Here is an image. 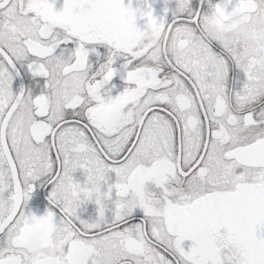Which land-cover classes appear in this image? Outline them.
Returning <instances> with one entry per match:
<instances>
[{"label":"flooded vegetation","instance_id":"obj_1","mask_svg":"<svg viewBox=\"0 0 264 264\" xmlns=\"http://www.w3.org/2000/svg\"><path fill=\"white\" fill-rule=\"evenodd\" d=\"M118 1L0 0V264H248L264 0Z\"/></svg>","mask_w":264,"mask_h":264},{"label":"water","instance_id":"obj_2","mask_svg":"<svg viewBox=\"0 0 264 264\" xmlns=\"http://www.w3.org/2000/svg\"><path fill=\"white\" fill-rule=\"evenodd\" d=\"M131 2H134V9L133 14L131 13V16L127 18V14L120 15V12H123V10L120 7H123L124 10H128L126 4L128 3V0H119L118 1V7L117 8H105L104 12L100 17L96 19L94 17V20L92 19L93 15L89 17V23L88 25L94 26L96 28L102 29L104 33L105 30H116V32H107L106 35L108 36H116L117 34H120L123 30H129L131 28H138L140 25V20L143 19L145 10L142 7V1L140 0H130ZM141 5V6H140ZM71 10H67V13H70ZM59 18L64 20L65 16H62L64 11L60 10L58 11ZM92 13H95L94 11ZM76 18V17H74ZM92 19V20H91ZM75 20V19H74ZM76 25H80L76 22H74ZM64 24L71 26L69 23L65 22ZM260 148L263 149L264 153V139L257 142L256 144L247 147V150L250 152H257L260 150ZM204 201L198 203L197 210H200L203 208ZM258 212H261V216H257L260 220V223L256 226L257 230L251 231L248 234L253 235L256 233L260 238L251 239L250 241L246 240H239L240 243L245 245L246 249V260L248 264H264V201L258 202L257 205ZM203 209L202 211H204ZM201 211V212H202ZM202 216L198 217V220L200 221V224L198 225L199 229H216V230H222L226 232H232L228 227V220L230 219L228 216H221V214L217 215H208L201 213ZM255 217V218H257ZM260 228V229H259ZM259 229V230H258ZM252 230V229H251ZM236 237H239V233H235ZM255 236V235H254ZM239 239V238H238Z\"/></svg>","mask_w":264,"mask_h":264}]
</instances>
